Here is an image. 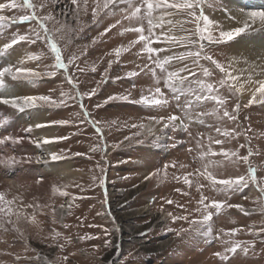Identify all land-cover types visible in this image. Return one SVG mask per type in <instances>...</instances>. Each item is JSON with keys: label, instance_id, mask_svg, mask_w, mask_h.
Wrapping results in <instances>:
<instances>
[{"label": "rangeland", "instance_id": "374dc122", "mask_svg": "<svg viewBox=\"0 0 264 264\" xmlns=\"http://www.w3.org/2000/svg\"><path fill=\"white\" fill-rule=\"evenodd\" d=\"M0 2H4V0H0ZM35 2L39 3L40 0H35ZM222 3L224 9L228 8V3L235 4L238 8L264 7V0H222ZM75 7L71 4V0H56L54 3L49 0L47 7L42 11L44 14L51 12L60 24L67 21L69 25L76 27V21L71 14ZM63 13H68V15L65 16ZM3 14L19 16L24 12L21 9H14L6 10ZM206 14L223 22L225 27L237 26L235 21L228 20L225 11L221 10L220 4L213 8H206ZM232 15L241 19L239 13ZM80 20L88 24V27H85L79 36L73 37V42L67 47L65 55H70L73 52L79 53L85 45L90 44L92 38L96 37L99 31L103 30V27L115 22V18H107L100 25H91L90 12L87 16L81 15ZM48 26L54 30L59 27V24L50 21ZM28 27L27 24L12 25L6 30V36L0 40V44L7 42L10 35L17 29L23 33L28 30ZM118 32L119 26L107 33L96 45L89 47L86 55L81 57L80 67L86 69L84 73H76L81 92L96 87V82L101 79V74L107 67L108 59H114V56H108L107 53L111 52L113 48L135 39L134 34L120 36ZM246 39L250 42H246ZM256 39L264 43V29L244 36L241 41L239 39L237 42L212 48L210 52L218 61L227 63L228 59L234 55L233 50L252 49L250 44ZM14 48L16 52L11 56L13 61L24 51L48 53L47 48L40 42L31 47L22 42L21 46H14ZM138 51L139 46L123 54L121 63L113 65L109 73L111 78L108 82L99 87L96 95L84 98L85 107L91 114L89 119L101 121L98 127L103 129L102 133L96 132L95 128L84 118L82 109L72 100L67 102V107H46L32 113L38 121L45 124V127L34 128L31 133L21 131L22 128L29 125L31 114H14L10 108L0 105V115L7 113L12 118L11 127L7 129L8 132L28 136L32 139H41L38 131L48 127L52 135L47 138L66 137V139H55L48 145L53 147L56 153H62L68 157L54 164H64L69 171L66 174L55 173L49 169L47 163H41L42 160L40 163L36 162V157L43 159L42 157L46 153H42V150L30 143L28 139L16 146L15 151L9 149V154L17 157H32L33 161L24 164L22 162L14 167L0 166V191H4L8 198L20 196L25 203L39 202L42 205L54 206L56 208L55 218L58 222L55 224L52 222V213L48 208L43 209L42 213L37 216L38 225L21 221L19 227L27 239V251H25L24 241L19 238L18 234L0 230V264H46V262H51V264H264V243L255 235L261 228H264V213L259 210L260 202L257 198L260 193L255 185L250 184L243 192L233 194L229 200L232 204L243 206L250 214L245 215L238 209L232 208L215 218L217 232L221 228L226 232L237 228L240 231L231 238L232 240L254 242V249L250 248L247 255L238 250L237 254L229 253L227 261H222L215 253H223L228 245L221 240H213L203 231L200 233L188 231L179 236L176 234L181 227L188 228V224L179 220L174 222L168 213H172L174 216L186 215L188 213L185 208H187L193 216H198L193 212V209L198 206L197 201L200 194L195 187L188 188L184 185L182 180L178 182L170 178L160 182L156 178L146 177H150L157 168H161L163 164L171 161L189 165V167L180 170L173 168L168 170L170 176L172 173L182 175L200 167V161L194 160L198 152L195 150V143L188 132L179 127L175 131L163 129L161 125H154L148 119L151 116H168L170 114L179 116L181 115L179 109L175 107L164 110L153 109L133 102V100L139 99L141 89H146L151 83L150 76H145L142 72L138 77L124 78L129 71L139 72L140 69L137 65L142 66L147 62L143 55L137 57ZM240 55L238 54L237 57H241ZM250 57H247L249 62L248 58ZM35 63L37 62H30L28 66L34 67ZM43 63L48 65L53 63L50 53ZM202 63L207 64L204 61ZM243 63L241 60L240 65ZM93 64L97 66L95 72L88 70ZM180 66L182 65H177V67ZM209 67L213 66L209 65ZM117 76L121 79H116ZM219 78L220 74L216 70V75L212 79ZM134 83L136 87L133 89ZM128 90H131L129 101H109L104 104L109 96L124 94ZM61 91L70 92L71 89L59 74L56 77L45 79L38 85H25L17 89L18 94L51 95L56 100L61 98ZM249 98L250 96L247 94L242 96L241 104L246 103ZM234 103V99L229 102L230 111ZM97 104L102 106L97 108L95 107ZM212 108L213 105L208 103L203 106L202 110L211 111ZM38 116L40 117L38 118ZM204 119L208 124H219L222 129L235 127V124L228 121L227 118L223 121H216L212 116L204 117ZM60 120L70 122L68 124L53 123ZM238 122L243 129H251L247 131V136L251 138L253 151H258L259 154L250 157V160L257 169L258 180L264 182V105L254 104L247 108L242 107ZM142 123L146 126L145 129L132 127L133 124L139 126ZM148 126H152L151 132L147 131ZM240 130L237 129V131ZM189 131L193 136L197 133H204L205 143L208 134L214 137L218 135L212 129L197 124L190 125ZM101 136H103V141L100 139ZM126 137L129 139H125ZM147 142L152 146H149ZM245 142L244 135H241L230 142L226 140L224 147L235 150ZM160 143H163L166 148L157 150L156 146ZM173 143L176 144V147H171ZM97 145L102 146L104 151H90L93 146ZM189 148L194 149L191 154L188 151ZM240 152L247 154V149L241 148ZM74 153L82 155L76 156L73 155ZM97 161H100L105 169L103 188L98 186L101 173L96 168ZM213 171L218 176L223 174L234 177L246 174L247 166L243 164L239 167L229 165L213 169ZM93 175L98 179L96 186L90 188L88 186L93 184L91 179ZM15 180H18V183ZM37 180L41 182L37 183ZM200 183L207 184L208 182L200 178ZM53 185H68L66 190L71 195L69 197L54 196L51 191ZM76 185H80L85 191L82 192L81 187ZM176 189H181V191H176ZM202 191L209 198L225 199L223 194H218L208 187ZM184 192H187L188 195H184ZM73 196L77 198L75 201H72ZM67 200L73 203V207L69 210L71 215H64L62 222H59L61 216L59 206L67 205L65 202ZM167 200H172L173 203L168 204ZM177 205L185 207L181 208ZM62 224H68L70 227L65 229ZM53 228L63 233L64 236L72 237V242L65 244L63 250L58 248L50 238ZM105 229L108 235L104 234ZM85 234L97 238L80 241L78 236ZM259 235L264 237V232H259ZM223 239L228 240L229 238L224 237ZM106 240L111 242L107 247H105ZM59 243L65 242L61 239ZM16 256H20L21 259L16 260ZM37 256H39L38 259L23 258ZM64 256L68 257L67 261L62 259Z\"/></svg>", "mask_w": 264, "mask_h": 264}, {"label": "snow or ice", "instance_id": "6c2138e0", "mask_svg": "<svg viewBox=\"0 0 264 264\" xmlns=\"http://www.w3.org/2000/svg\"><path fill=\"white\" fill-rule=\"evenodd\" d=\"M51 2L54 3L56 0H51ZM48 3L49 0H40L39 3L35 0H4V2H0V40L6 36V30L12 25L27 24L29 26L28 30L23 33L17 29L10 35L7 42L0 44V105L10 108L14 114H30L46 107H67V102L72 100L79 105L84 118L95 128L96 132L102 133L103 129L98 127L101 121L89 119L91 114L85 107L84 98L96 95L99 87L111 78L109 73L113 65L120 64L123 54L139 46L136 55L137 57L143 55L147 62L142 66L137 65L140 69L139 72L129 71L124 78H135L142 72L145 76H150L151 83L146 89H141L139 99L133 100V102L153 109L164 110L172 107L179 109L181 113L179 116L170 114L168 116H151L148 119L154 125H161L163 129L175 131L179 127L188 132L195 143V150L198 152L194 160L200 161V167L194 171L182 175L172 173L170 176L169 168L180 170L189 167L187 164L171 161L163 164L161 168H157L150 177L146 178H156L160 182L170 178L178 182L182 180L184 185L188 188L195 187L200 194L197 201L198 206L193 209V212L197 213L198 216H193L187 208H185L188 213L186 215L174 216L172 213H168L174 222L179 220L188 224V228L181 227L177 231L178 236L188 231L197 233L203 231L213 240H221L228 245L223 253H215L222 261H227L229 259L228 254H237L238 250L247 255L250 248L254 249V242L232 240L231 238L240 231L237 228L227 232L221 228L217 232L215 218L232 208L238 209L245 215L250 214L243 206L229 202L233 194L243 192L250 184L255 185L259 190L260 196L257 198L260 202L259 210L264 213V182L258 180L257 169L250 160V157L259 153L253 151L251 138L247 136V131L251 129H243L238 122L242 107L247 108L254 104L264 105V57H261L257 63H250L246 58L232 56L227 63H222L214 58L210 49L237 42L244 36L264 29V7L238 8L236 11L239 12L242 19H237L236 16L232 15V10L223 8L222 0H71V4L76 6L71 11L76 21V27H72L67 21L60 24L51 12L44 14L42 10L47 7ZM217 4H220L221 10L226 12L228 20L235 21L237 26L225 27L223 22L206 14V8H213ZM14 9H21L24 14L19 16L3 14L6 10ZM89 12L91 25H100L107 18H115V22L103 27V30L99 31L98 35L92 38L90 44L85 45L79 53L73 52L70 55H65L67 47L73 42V37L79 36L84 28L88 27V24L83 23L80 17L81 15L87 16ZM63 15L67 16L68 13H63ZM50 21H55L59 27L54 30L50 29L48 26ZM118 26V35L125 36L131 33L135 35V39L128 41L127 44H121L107 53L108 56H114V59H108L107 67L101 74V79L96 82V87L81 92L76 75L77 72L84 73L86 71L85 68L80 67L81 57L86 55L89 47L96 45L107 33L117 29ZM22 42L29 47L37 45L38 42L43 44L50 53L53 63L51 65L43 63V60L48 57V53L44 51H24L13 61L11 56L16 52L14 46H21ZM241 60L249 65L248 68L237 67ZM202 61L207 62V64L202 63ZM30 62L37 63L32 67L28 66ZM178 64L182 66L177 67ZM209 65L213 67H209ZM96 67L93 64L88 70L95 72ZM216 70H218L220 78L212 79L216 75ZM58 74L63 77V81L71 89L70 92L61 91L59 100L53 99L51 95L18 94L17 92V89L25 85L35 86L47 78L56 77ZM116 79H121V77L117 76ZM132 87L133 89L136 87L135 83ZM245 94L249 95L250 98L246 103L241 104L240 98ZM130 98L131 90H128L124 94L109 96L104 104L109 101H129ZM233 99L235 103L230 111L228 105ZM208 103H211L213 108L211 111H203V106ZM101 106V104H97L95 107L100 108ZM208 116L215 117L216 121H223L227 118L228 121L235 124V127L222 129L219 124H208L204 119ZM69 122L60 120L53 123L68 124ZM11 124L10 114L0 115V166L14 167L22 162H31L32 157H17L9 154V149L15 151L16 146L25 139L37 147L48 145L55 139H66V137L32 139L28 136H21L7 131ZM192 124L210 128L218 135L214 137L208 134L205 143L204 133H197L193 136L189 131ZM42 127H45V124L35 123L22 128L21 131L31 133L34 128ZM132 127L145 129L146 126L142 123L139 126L133 124ZM237 129L241 130L237 131ZM147 131L151 132L152 126H148ZM241 135H244L246 142L240 144L239 148L233 150L224 147L226 140L230 142ZM100 139L103 141V136ZM125 139L129 138L126 137ZM171 147H176V144L173 143ZM241 148H246L247 154H242ZM193 150V148L188 149L190 154ZM90 151L103 152L104 149L97 145L93 146ZM73 155L80 156L82 154L74 153ZM47 156L51 161H61L68 158L64 154L56 152H49ZM35 160L40 162L41 157H36ZM44 162L47 163L48 160H44ZM241 164L247 166L246 174L234 177L223 174L218 176L213 171V169L229 165L239 167ZM96 168L101 173L98 186L103 188L105 169L100 161H97ZM200 178L208 183H200ZM91 179L93 184L88 186L90 188L96 186L98 178L93 175ZM36 182L40 183L41 181L37 180ZM76 186L81 187L80 185ZM67 187L68 185H53L52 194L69 197L71 194L66 190ZM206 187L218 194H223L225 199L218 200L204 195L202 190ZM81 191L83 192L85 189L81 187ZM176 191H181V189H176ZM184 195H188V193L184 192ZM76 199L75 196L72 197V201ZM72 201L68 202L67 205L61 204L59 206L61 209L59 222H62L64 215H71L69 210L73 207ZM166 203L172 204L173 201L167 200ZM177 206L185 207L184 205ZM45 208H48L52 213V222L57 223L54 206L42 205L39 202L25 203L20 196L8 198L4 191H0V230L18 234L19 238L24 241L25 251H27V239L19 224L21 221H26L38 225L37 216ZM62 226L65 229L70 227L68 224H62ZM259 232H264V228L255 233L257 239L264 243V237H260ZM104 234L108 235L106 229ZM224 237L229 239L225 240ZM50 238L61 250L64 249L65 244L72 242V237L64 236L55 228L51 230ZM94 238L97 237L88 234L78 236L80 241ZM61 239L65 243H59ZM110 243L106 240L105 247L109 246ZM23 258L31 260L38 259L39 256ZM20 259V256H16V260ZM62 259L67 261L68 257L64 256ZM46 264H51V262H46Z\"/></svg>", "mask_w": 264, "mask_h": 264}, {"label": "bare ground", "instance_id": "6f19581e", "mask_svg": "<svg viewBox=\"0 0 264 264\" xmlns=\"http://www.w3.org/2000/svg\"><path fill=\"white\" fill-rule=\"evenodd\" d=\"M231 1V0H230ZM229 2V1H228ZM229 4V6H228V8L227 9H229V10H232V14H238L239 12L238 11H236V9H238V6H236L235 4H232V3H228ZM240 6V5H239ZM226 13V12H225ZM216 14V13H215ZM213 15V14H212ZM240 16V15H239ZM241 19H242V17H241ZM262 30V29H261ZM255 33V32H254ZM254 33H252V34H254ZM252 36V35H251ZM255 36V35H254ZM262 36H263V34H262ZM257 37V36H256ZM260 38V37H259ZM264 40V39H263ZM240 41H241V39H240ZM260 40H258L257 41V39L256 40H253L252 41V43L250 44V48H252V49H249L248 50V48H247V50L246 51H244L243 49H241V50H233L234 51V55L233 56H238V54H241L240 56L241 57H245L246 59H247V57H249V56H251L250 58H248L249 60H250V63H257V62H259L260 61V58L261 57H264V43H261V42H259ZM246 42H250L249 40H247L246 39ZM242 48V47H241ZM254 57H255V59H254ZM248 64H245V63H243V64H241L240 65V63L237 65V67L238 68H248ZM31 114V118H29V125L30 124H35V123H41V121H38V119L32 114V113H30ZM39 114V113H38ZM37 115V114H36ZM41 115H43V114H41ZM40 116H38V118H39ZM43 117V116H42ZM44 118V117H43ZM52 129V128H51ZM39 133H40V137H41V139H43V138H47V136H49L50 137V135H52V134H50V130H49V128L47 127V128H44L43 130H39L38 131ZM45 132H47L48 134H46ZM52 133V132H51ZM148 143V145L149 146H152L151 145V143H149V142H147ZM54 146V145H53ZM157 150H162V149H165L166 147H165V145L163 144V143H160V144H158L157 146ZM40 148V150H42V153H46V155H44L42 158L44 159V160H48V162H47V164H48V167H49V169H51V170H53L55 173H69V171H68V168H67V166L66 165H64V164H58V165H56V164H54V163H57V162H60V161H51L49 158H48V156H47V153H49V152H56V150L53 148V147H49V145H47V146H42V147H39ZM10 153V152H9ZM43 159H41L42 160V162L41 163H45L44 162V160ZM33 161V160H32ZM24 163H26V162H23V164ZM40 163V162H39ZM46 164V163H45ZM155 166L157 167V165L155 164ZM19 167V166H18ZM25 171V170H24ZM27 172V171H26ZM24 173V172H23ZM28 173V172H27ZM26 173V174H27ZM25 174V173H24ZM20 177V176H19ZM17 179H19V178H17ZM15 182H17L18 183V180H15ZM69 200V199H68ZM65 202H68V201H65Z\"/></svg>", "mask_w": 264, "mask_h": 264}, {"label": "built area", "instance_id": "2783aa9c", "mask_svg": "<svg viewBox=\"0 0 264 264\" xmlns=\"http://www.w3.org/2000/svg\"><path fill=\"white\" fill-rule=\"evenodd\" d=\"M68 201V200H67ZM66 203H68V202H66Z\"/></svg>", "mask_w": 264, "mask_h": 264}]
</instances>
